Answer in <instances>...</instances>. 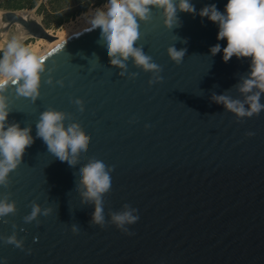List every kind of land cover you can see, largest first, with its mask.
<instances>
[{"label":"water","instance_id":"water-1","mask_svg":"<svg viewBox=\"0 0 264 264\" xmlns=\"http://www.w3.org/2000/svg\"><path fill=\"white\" fill-rule=\"evenodd\" d=\"M191 2L196 10H177L171 27L155 5L139 21L134 44L158 69L131 56L123 66L111 64L97 31L86 28L39 56L34 98L15 84L2 90L5 126L28 127L33 140L0 183V199L14 204L0 215V264H264V109L237 115L215 99L245 101L250 93L239 85L250 59L224 61L210 51L225 41L199 10L213 3L223 10L226 0ZM1 15L3 31L19 24L33 37L53 39L29 15ZM170 46L185 49L179 63ZM48 108L85 139L68 167L37 135ZM93 159L111 176L100 223L77 175ZM34 206L37 215L26 219ZM127 209L138 219L117 227L113 213ZM10 235L20 245L8 242Z\"/></svg>","mask_w":264,"mask_h":264},{"label":"clouds","instance_id":"clouds-1","mask_svg":"<svg viewBox=\"0 0 264 264\" xmlns=\"http://www.w3.org/2000/svg\"><path fill=\"white\" fill-rule=\"evenodd\" d=\"M152 5L161 10L163 24L168 27L177 22V10H196L191 0H103L102 8L92 12L87 22L88 29L97 31V38L104 53L111 58V64L123 66L125 59L131 56L134 63L144 69L159 68L142 47L134 44L140 36L139 21L150 18ZM199 15L215 22L218 27L217 39L225 41L223 45H212L211 53L222 52L224 61L233 55L250 59L249 74L239 85L242 92L250 93L245 101L223 94L217 95L215 99L237 115L258 113L264 109V103L260 100L261 92L264 91V0H226L223 10L213 3L202 7ZM184 51L175 46L167 49L170 58L177 63ZM42 69L43 63L39 56L17 40H10L0 56V93L7 85L15 84L18 93L34 98ZM253 88L257 90L252 91ZM7 115V100L0 94V183L5 182L7 174L16 167L25 147L33 140L28 127L21 128L18 123L5 126ZM62 120L63 113L57 109L42 111L36 124L37 135L46 142L55 162L68 167L72 164V157L83 151L85 139L72 126L65 127ZM77 175L84 188V197L94 202L93 221L102 222V194L111 185L110 172L102 160L93 159L78 169ZM13 208L12 202L0 199V215ZM38 211L39 208L34 206L26 219H32ZM137 219L132 209L112 215L117 227ZM7 241L17 245L21 243L15 235L8 236Z\"/></svg>","mask_w":264,"mask_h":264},{"label":"rangeland","instance_id":"rangeland-1","mask_svg":"<svg viewBox=\"0 0 264 264\" xmlns=\"http://www.w3.org/2000/svg\"><path fill=\"white\" fill-rule=\"evenodd\" d=\"M21 4L28 5L23 8L7 9L0 4V15L6 11L29 15L50 35L57 36L67 29H75L87 23L92 12L102 8L103 0H25ZM0 36V52L6 49L7 43L12 39L27 46L36 55L46 48V39L27 34L19 24L10 25L4 33H0ZM38 39H42L43 42H39ZM34 45L38 46L37 50L33 49Z\"/></svg>","mask_w":264,"mask_h":264},{"label":"bare ground","instance_id":"bare-ground-1","mask_svg":"<svg viewBox=\"0 0 264 264\" xmlns=\"http://www.w3.org/2000/svg\"><path fill=\"white\" fill-rule=\"evenodd\" d=\"M5 24L4 20L2 19V15H0V33L4 31L2 30L3 25ZM88 28L87 23H84L82 26L77 27L75 29H67V31L62 32L61 34L57 35V36H53V39L51 40H46V48L44 51H41L40 53H37V56L42 55L44 52H46L47 50L53 48L54 46H56L57 44H59L60 42H62L63 40H65L66 38L75 35L77 33H79L80 31L84 30ZM2 36V35H1ZM0 36V37H1ZM39 42H43L42 39H38ZM38 44V43H37ZM34 50L38 49L37 45H34L33 47Z\"/></svg>","mask_w":264,"mask_h":264},{"label":"trees","instance_id":"trees-1","mask_svg":"<svg viewBox=\"0 0 264 264\" xmlns=\"http://www.w3.org/2000/svg\"><path fill=\"white\" fill-rule=\"evenodd\" d=\"M22 1L25 0H0V4H2V6H4L7 9L19 8V7L23 8L28 5V4H21ZM1 55L2 52H0V56Z\"/></svg>","mask_w":264,"mask_h":264}]
</instances>
